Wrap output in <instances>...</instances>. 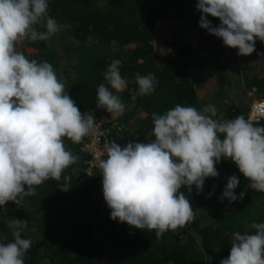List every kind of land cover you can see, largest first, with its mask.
<instances>
[{
    "label": "trees",
    "instance_id": "trees-1",
    "mask_svg": "<svg viewBox=\"0 0 264 264\" xmlns=\"http://www.w3.org/2000/svg\"><path fill=\"white\" fill-rule=\"evenodd\" d=\"M198 0H48L49 16L61 26L47 41L24 42L21 50L29 59L49 62L65 85V92L82 113L94 118L109 114L98 108V86L103 83L125 105L120 115L122 131L114 130L107 140L120 143H149L152 114H164L176 104L192 107L213 105L210 95L218 96L219 121L243 115L248 119V100L227 95L235 79L225 69L224 60L232 52L221 38L199 26L202 13ZM213 26L217 18L208 16ZM39 31H46L39 28ZM196 30L197 41H191ZM176 35L170 51L160 53L155 32ZM169 35V34H166ZM165 34L157 38L165 43ZM74 39L76 40L74 43ZM169 39V38H167ZM182 43V44H179ZM256 51L264 59V42L257 39ZM122 61L120 74L127 81L123 92H116L104 78L113 60ZM238 70L243 89L256 87L264 96V73L255 66ZM156 77L157 86L141 96L135 74ZM209 113V112H205ZM259 124L264 125V118ZM223 138V137H221ZM67 150L78 157L62 174L70 187L61 191L64 181H45L34 195L17 206L8 202L0 207V243L14 240L9 221H27L21 236L32 241L25 264H220L230 255L233 234H255L253 223H264V192L249 188L237 166L230 160L216 165L218 177L205 180L203 191L195 186L181 191L191 201L195 217L185 227L169 230L157 238L155 230L136 229L113 221L103 197V185L81 171L86 153L80 143L64 140ZM236 175L242 200L222 199L228 178ZM25 186V191H27ZM193 226V227H192Z\"/></svg>",
    "mask_w": 264,
    "mask_h": 264
},
{
    "label": "clouds",
    "instance_id": "clouds-1",
    "mask_svg": "<svg viewBox=\"0 0 264 264\" xmlns=\"http://www.w3.org/2000/svg\"><path fill=\"white\" fill-rule=\"evenodd\" d=\"M196 7L202 13L199 26L237 49V55L250 56L257 39L264 42V0H198ZM48 8V0H0V207L8 202L24 206V197L48 180L64 181L61 191H67L70 182L62 174L78 157L64 140L80 143L98 127L65 92L54 67L29 59L18 47L26 40L47 41L60 31ZM209 15L219 19V26L212 25ZM121 64L113 60L104 73L116 92L127 86ZM135 82L141 96L157 86L152 73H136ZM96 106L111 114L125 110L121 98L103 83ZM215 115L213 105L201 112L176 104L162 115L152 114L154 139L149 143L106 145L108 158L100 160L99 168L113 221L155 230L157 238L185 227L195 211L182 187L202 192L207 178L219 176L216 165L224 159L250 181L249 188L264 192V125L243 115L227 121L213 119ZM239 185L235 174L229 177L222 199L242 200L245 192L235 193ZM9 227L14 240L0 243V264H25L32 244L21 236L27 221L14 218ZM251 227L255 234H233L230 255L220 264H264V223Z\"/></svg>",
    "mask_w": 264,
    "mask_h": 264
},
{
    "label": "built area",
    "instance_id": "built-area-1",
    "mask_svg": "<svg viewBox=\"0 0 264 264\" xmlns=\"http://www.w3.org/2000/svg\"><path fill=\"white\" fill-rule=\"evenodd\" d=\"M249 118L253 121L264 118V97H259L254 100L248 116V119ZM95 120L98 127L80 142V150L86 153L82 171L87 178L96 179V181L102 185L99 162L101 159L106 160L108 158L105 153L106 145L115 141L107 139L115 129L122 131V123L120 122L119 114L111 113L97 116Z\"/></svg>",
    "mask_w": 264,
    "mask_h": 264
},
{
    "label": "rangeland",
    "instance_id": "rangeland-1",
    "mask_svg": "<svg viewBox=\"0 0 264 264\" xmlns=\"http://www.w3.org/2000/svg\"><path fill=\"white\" fill-rule=\"evenodd\" d=\"M155 37H154V43L158 49V51L160 53L162 52H166V51H170L174 42L176 43L177 39H176V35H171L170 36V33L168 32H155ZM161 34H165V40H164V44L163 46H159L158 45V41H157V38L161 35ZM166 34H169V35H166ZM196 35H197V32L196 30H193V33H192V36H190V39L191 41L195 42L197 41V38H196ZM169 38V39H167ZM76 40L74 39L73 43L75 42ZM179 44H182L179 42ZM19 49L22 50L23 47H24V42L20 45H18ZM237 49L236 50H233L232 52L229 53L228 57L224 60V66H225V69L228 70V72L230 74H232V76L235 78L233 79L232 81V84H231V89L232 91L231 92H227V95H235V97H238V96H241L242 98H246L249 102H248V106H252V103L254 102V100L256 98H259V97H264V96H258L256 94V87H253L251 89L247 88V89H243V83H242V77H238L236 75V72L238 70H241V71H244L243 68H244V64L246 62L247 63V66L246 68H251L253 66H255L257 68V71L258 72H261V73H264V59L261 58L260 56V51L257 50L256 52H254L252 55L250 56H239L237 55ZM214 101H218V96H215V95H210ZM221 103L217 104V110H216V114H218V110L220 109L218 106L220 105ZM201 112H204V107H200L199 109ZM110 114V113H109ZM205 115H207L206 113H204ZM209 114V113H208ZM210 116V114H209ZM217 115H215L214 117L212 116L213 119L216 118ZM141 143H146L145 140H143ZM193 227V226H192Z\"/></svg>",
    "mask_w": 264,
    "mask_h": 264
},
{
    "label": "crops",
    "instance_id": "crops-1",
    "mask_svg": "<svg viewBox=\"0 0 264 264\" xmlns=\"http://www.w3.org/2000/svg\"><path fill=\"white\" fill-rule=\"evenodd\" d=\"M214 101V100H213ZM213 106L215 107V109L217 110V104H216V101H214V104H213ZM196 109L198 110V111H200L199 109H200V107L199 106H197L196 107ZM207 115H209L210 114V116L212 115L210 112H209V114L208 113H206ZM217 116H218V114H216ZM216 116V117H217ZM214 117V116H213Z\"/></svg>",
    "mask_w": 264,
    "mask_h": 264
}]
</instances>
